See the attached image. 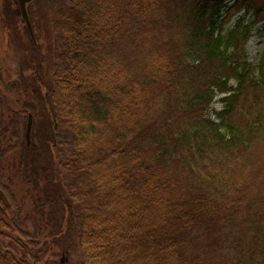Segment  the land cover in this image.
<instances>
[{
    "label": "trees",
    "instance_id": "obj_1",
    "mask_svg": "<svg viewBox=\"0 0 264 264\" xmlns=\"http://www.w3.org/2000/svg\"><path fill=\"white\" fill-rule=\"evenodd\" d=\"M44 2L51 88L35 64L27 67L28 57L17 80L0 78V103L2 95L22 102L10 119L0 112V238L8 239L0 264H29L39 255L40 233L59 208L56 179L77 264H264L258 198L245 194L244 182L225 178L231 163L222 162L225 154L235 173L240 164L246 172L251 164L240 155L264 134V111L248 114L244 133L231 118L250 92L264 91V55L257 66L245 55L255 21L240 16L225 30L232 9L259 14L253 0ZM16 5L0 0V36L27 55L39 43L23 22L10 21L21 19ZM218 95L223 110L212 120ZM29 114L27 145L13 125L26 129ZM39 124L50 137L44 144ZM14 178L21 198L32 202L30 215L14 194Z\"/></svg>",
    "mask_w": 264,
    "mask_h": 264
},
{
    "label": "rangeland",
    "instance_id": "obj_2",
    "mask_svg": "<svg viewBox=\"0 0 264 264\" xmlns=\"http://www.w3.org/2000/svg\"><path fill=\"white\" fill-rule=\"evenodd\" d=\"M251 5L253 6L252 8H258L259 14L257 16L255 15L254 10L247 15H243V10L236 11L232 9L229 11L225 30L229 31L233 29L236 20L240 16H246L247 22L252 23L255 21V24L253 23L251 37L249 38L245 47V55L249 63L257 66L261 60V57L264 55V0H253ZM16 7L18 8L17 5ZM27 9L33 23V31L35 35L37 34L39 48L36 51H31L27 55H24L20 49L17 50L13 49L11 46H8L5 43L4 38L0 36V78L4 81V83L14 82L19 78V73L22 69H26L27 67L29 68V66H33V64H35L37 68V74L43 78L45 87L50 89L52 86V69L46 58L51 53L52 37L49 31V16L47 7L44 0H31L27 6ZM10 21L13 22V24H21V26V22H23L20 17L17 16L10 19ZM118 55L119 53L116 54V58L119 60ZM27 57L32 61V63L28 66L26 62ZM111 58V61L109 60V57L106 58L108 61V64L106 63L105 67L106 70L113 67L114 62L112 61L114 60V57L111 56ZM229 85L233 86L234 81H231ZM259 90L260 92H256L255 95L250 92L247 95L245 102L241 100L243 104L238 107L237 113L231 117L234 126L237 127L241 133H244L247 130L245 121L247 120L248 114H251L252 116L254 115L256 117V112L264 111V91L263 88H259ZM46 91H41L39 94L43 95L46 93ZM221 97H223V95L216 96L213 103L210 105L209 116L212 120H214L213 113L215 111L223 110V104L219 102ZM1 100L2 102L0 103V112H3L4 116H6V119H10L7 116H10L15 111H18L22 103L20 96L4 97L2 95ZM38 121L35 123L37 124ZM36 124L35 129H37ZM16 125L17 124L14 123L13 126L18 129L21 138H23L25 133L24 123L19 124V126ZM44 129L45 128H43V126L41 127L39 124L41 144H44L47 140H50L47 131ZM43 131H45V133ZM261 136L262 137L260 139L255 140L251 146L247 147L249 149L247 150L246 155L240 153L241 158H245L247 163L251 164V166L246 169V172L242 170L243 165L240 164L237 166L238 170H240L239 173H235L236 170L234 171L232 168H230V166L234 167L232 163L233 160L229 159L227 156H225V154L223 155L222 162L225 163L229 161L231 163L230 166L223 169L224 177L228 178L231 176L232 178H235V183L244 182L245 186H243V191L246 195L252 197L255 200L258 198V204L261 206L260 214L264 215V134ZM11 142L12 143L10 145L12 146L14 141L12 140ZM5 146L9 145L3 144L2 148H5ZM42 150H45L48 153V148H42ZM4 164L6 165V162H3V166ZM243 164H245V162H243ZM179 168L178 172L182 171L179 176L185 175L187 173L185 170L180 171ZM10 181L17 199L20 201L22 200L25 213L28 212L27 215L32 214V202L28 199L23 198V200L21 198L23 196V191L19 180L14 178L10 179ZM55 183L58 185V192L56 193V196L59 201V208L56 210L54 222L51 225H47L43 231H41L42 233H40L36 249L40 248L41 244L43 247L40 248L41 251L39 252V255H35L31 259H28L30 262L29 264H59L61 259L65 260L63 264H77L78 262H81L82 259L78 250L77 238L73 223L70 218V213L67 211L68 208L66 205L64 206L66 198L65 191L57 179L55 180ZM40 218L41 217L39 216H33L32 219L39 222ZM33 224V221H29V223H27L26 227L30 232L33 231ZM262 224H264V222H262ZM52 225L54 227H52ZM246 228L247 230L252 231L249 225H246ZM7 235L8 234L6 233V236ZM0 240L2 242L3 248H7L8 239L2 238ZM43 242L45 245H43ZM46 248H50V252H45Z\"/></svg>",
    "mask_w": 264,
    "mask_h": 264
},
{
    "label": "water",
    "instance_id": "obj_3",
    "mask_svg": "<svg viewBox=\"0 0 264 264\" xmlns=\"http://www.w3.org/2000/svg\"><path fill=\"white\" fill-rule=\"evenodd\" d=\"M29 1L30 0H17V3H18V8H19L21 19H22V21L26 27V30L29 33L30 39L32 41H34L32 26H31L29 17L27 15V10H26V4ZM31 129H32V116H31V114H29L28 118H27L26 129H25V138H24L27 145L30 144ZM64 261H65L64 259H61L60 262L63 263Z\"/></svg>",
    "mask_w": 264,
    "mask_h": 264
},
{
    "label": "flooded vegetation",
    "instance_id": "obj_4",
    "mask_svg": "<svg viewBox=\"0 0 264 264\" xmlns=\"http://www.w3.org/2000/svg\"><path fill=\"white\" fill-rule=\"evenodd\" d=\"M25 26V25H24ZM26 28V27H25ZM27 33H28V31H27ZM28 35H29V33H28ZM30 37V36H29ZM3 231H6V227H4L3 226V228H2V231L1 232H3ZM0 239H2V238H0ZM0 248L1 249H3V246H2V242H1V240H0ZM61 263V262H60ZM63 264V263H62Z\"/></svg>",
    "mask_w": 264,
    "mask_h": 264
}]
</instances>
